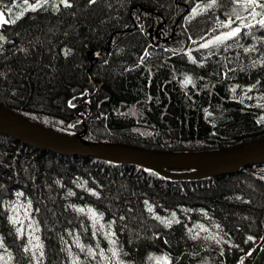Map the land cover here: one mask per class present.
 <instances>
[{"label":"trees","instance_id":"trees-1","mask_svg":"<svg viewBox=\"0 0 264 264\" xmlns=\"http://www.w3.org/2000/svg\"><path fill=\"white\" fill-rule=\"evenodd\" d=\"M67 3L0 0L1 105L151 150L264 138V27L246 0ZM229 19L240 35L215 43ZM0 264H264V180L246 169L173 181L0 135Z\"/></svg>","mask_w":264,"mask_h":264},{"label":"water","instance_id":"water-1","mask_svg":"<svg viewBox=\"0 0 264 264\" xmlns=\"http://www.w3.org/2000/svg\"><path fill=\"white\" fill-rule=\"evenodd\" d=\"M91 61L96 52L88 54ZM0 135L24 146L63 158H92L116 165L136 166L173 181H198L233 176L264 166V138L232 148L204 151H161L139 146L93 142L85 132L64 134L38 124L0 104Z\"/></svg>","mask_w":264,"mask_h":264},{"label":"snow or ice","instance_id":"snow-or-ice-1","mask_svg":"<svg viewBox=\"0 0 264 264\" xmlns=\"http://www.w3.org/2000/svg\"><path fill=\"white\" fill-rule=\"evenodd\" d=\"M62 2L66 5V6H70L68 5L67 3V0H62ZM92 3H95V0H91ZM24 3L27 4L28 3V0H24ZM213 3H215V0H213ZM246 3H247V8H250L252 9V11L249 13L253 19H255V17L257 15H260L262 18L257 21V23L264 27V2H262V0H246ZM209 7H211V5H209ZM256 7H260L261 8V12H256L255 11V8ZM33 10H34V6H33ZM240 17L237 15V19H239ZM0 20H4V13L0 12ZM11 22H15V21H11ZM234 23L233 20L229 19L228 23L225 25L224 22H221V26H227V27H230L231 28V24ZM245 27H252L251 24H246ZM242 29L237 26L235 28H231L230 31L224 33L222 36H217L216 37V40H215V43H220V42H223L225 40H228V39H232L238 35H240ZM203 47H208V44H205L203 45ZM79 211H83V209H79ZM95 214L93 213V216ZM249 239H252V237H249ZM27 251V249H25ZM83 250V249H82ZM41 255H43L41 253ZM113 255L115 256L116 255V252L114 251L113 252Z\"/></svg>","mask_w":264,"mask_h":264},{"label":"rangeland","instance_id":"rangeland-1","mask_svg":"<svg viewBox=\"0 0 264 264\" xmlns=\"http://www.w3.org/2000/svg\"><path fill=\"white\" fill-rule=\"evenodd\" d=\"M3 20H1L0 21V23L2 22ZM97 54V56L99 57V58H101V55H100V53H96ZM90 80L94 83V80L90 77ZM102 85L101 84H99V85H97V88L99 89L100 87H101ZM85 94H84V97L83 96H81V97H83V98H81V104H87V101H89L90 100V97L91 96H85V95H87V94H91V89H85ZM94 92H96V91H93V93ZM83 109H81L79 112H78V115H80V114H82L83 113ZM84 120V119H83ZM84 122V121H83ZM249 172H251V174L252 175H254V176H256V177H259V178H261V179H263L264 180V166H260V167H254V168H250L249 169ZM196 233H200V236H202L203 237V239H208V240H216V235L214 234V233H212V232H206V231H204L203 229H200L199 231H197ZM113 252H114V250L113 249H111L110 250V254H111V256H114L113 255Z\"/></svg>","mask_w":264,"mask_h":264}]
</instances>
